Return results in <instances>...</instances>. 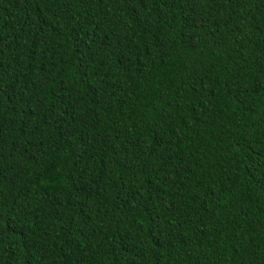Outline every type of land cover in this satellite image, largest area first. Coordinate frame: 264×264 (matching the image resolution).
<instances>
[{"label": "trees", "instance_id": "trees-1", "mask_svg": "<svg viewBox=\"0 0 264 264\" xmlns=\"http://www.w3.org/2000/svg\"><path fill=\"white\" fill-rule=\"evenodd\" d=\"M0 264H264V0H0Z\"/></svg>", "mask_w": 264, "mask_h": 264}]
</instances>
